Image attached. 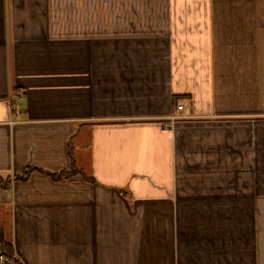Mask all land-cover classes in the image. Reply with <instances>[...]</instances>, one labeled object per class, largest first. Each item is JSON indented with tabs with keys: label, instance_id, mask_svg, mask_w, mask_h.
Instances as JSON below:
<instances>
[{
	"label": "crops",
	"instance_id": "1",
	"mask_svg": "<svg viewBox=\"0 0 264 264\" xmlns=\"http://www.w3.org/2000/svg\"><path fill=\"white\" fill-rule=\"evenodd\" d=\"M0 176L21 264H264V0H0Z\"/></svg>",
	"mask_w": 264,
	"mask_h": 264
},
{
	"label": "trees",
	"instance_id": "2",
	"mask_svg": "<svg viewBox=\"0 0 264 264\" xmlns=\"http://www.w3.org/2000/svg\"><path fill=\"white\" fill-rule=\"evenodd\" d=\"M74 171H77V170L74 169ZM62 172L64 173L65 170H61L60 172L56 174H59V173L61 174ZM56 174L51 173L52 176H55ZM0 184H5L1 176H0ZM0 254H2L5 259L2 264H21L18 258L14 255L11 244L4 239L1 231H0Z\"/></svg>",
	"mask_w": 264,
	"mask_h": 264
},
{
	"label": "built area",
	"instance_id": "3",
	"mask_svg": "<svg viewBox=\"0 0 264 264\" xmlns=\"http://www.w3.org/2000/svg\"><path fill=\"white\" fill-rule=\"evenodd\" d=\"M177 108H181V105H178ZM4 256L2 254H0V264H2L4 262Z\"/></svg>",
	"mask_w": 264,
	"mask_h": 264
}]
</instances>
